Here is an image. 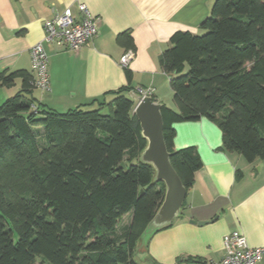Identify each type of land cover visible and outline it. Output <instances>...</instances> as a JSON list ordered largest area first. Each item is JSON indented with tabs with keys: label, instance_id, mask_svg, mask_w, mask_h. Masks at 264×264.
<instances>
[{
	"label": "trees",
	"instance_id": "16d2710c",
	"mask_svg": "<svg viewBox=\"0 0 264 264\" xmlns=\"http://www.w3.org/2000/svg\"><path fill=\"white\" fill-rule=\"evenodd\" d=\"M199 28L174 32L160 55L175 102L162 106L164 138L187 191L202 158L195 145L175 148V123L207 117L225 150L264 159V0H213ZM118 40L133 49L129 31ZM17 78L0 103V264H138L165 185L139 160L147 141L133 88L62 112L25 94L36 88L26 69L1 71L0 86Z\"/></svg>",
	"mask_w": 264,
	"mask_h": 264
},
{
	"label": "crops",
	"instance_id": "0c3cea01",
	"mask_svg": "<svg viewBox=\"0 0 264 264\" xmlns=\"http://www.w3.org/2000/svg\"><path fill=\"white\" fill-rule=\"evenodd\" d=\"M79 1L99 17L97 35L77 51L45 43L50 90L34 88L25 94L42 107L63 112L104 96L110 99L109 93L122 86L133 88L130 95L140 87H153L155 101L175 107L160 55L174 32L201 33L200 24L213 0H0V72L32 73L30 49L44 38V20L68 6L78 16ZM124 31L134 40L135 56L127 67L120 65L129 49L118 40ZM126 68L132 72L130 82ZM21 83L17 78L10 86H0V99L19 91ZM174 128L175 148L195 145L202 166L187 193L182 216L152 237L146 260L151 264L220 261L223 237L234 230L243 232L250 246H264L263 159L249 162L240 153L225 150L219 126L207 117L178 122ZM258 264H264V256Z\"/></svg>",
	"mask_w": 264,
	"mask_h": 264
},
{
	"label": "built area",
	"instance_id": "2783aa9c",
	"mask_svg": "<svg viewBox=\"0 0 264 264\" xmlns=\"http://www.w3.org/2000/svg\"><path fill=\"white\" fill-rule=\"evenodd\" d=\"M79 14L74 16L71 6L55 13L43 22L44 38L31 49L33 83L37 89L50 90L49 56L45 43H54L67 50H79L98 33L99 17L95 16L83 2L77 3ZM135 52L129 48L120 58V65L127 67ZM153 87L138 88L132 96L138 102L141 97L152 95ZM224 255L220 261L207 264H258L264 256V246L252 247L243 232L234 230L223 237Z\"/></svg>",
	"mask_w": 264,
	"mask_h": 264
},
{
	"label": "water",
	"instance_id": "95a60500",
	"mask_svg": "<svg viewBox=\"0 0 264 264\" xmlns=\"http://www.w3.org/2000/svg\"><path fill=\"white\" fill-rule=\"evenodd\" d=\"M162 106L163 103L155 101L151 95H146L141 97L134 107V113L141 124L142 136L147 141L139 160L153 166L155 183L163 182L165 185L164 200L141 234L136 253L147 252L152 237L182 216V208L188 193L170 161V151L164 138ZM137 163L138 159H134L132 163L122 162L121 167L127 168ZM263 164L264 159L260 165ZM191 222L199 225L207 223V221L195 220Z\"/></svg>",
	"mask_w": 264,
	"mask_h": 264
},
{
	"label": "rangeland",
	"instance_id": "374dc122",
	"mask_svg": "<svg viewBox=\"0 0 264 264\" xmlns=\"http://www.w3.org/2000/svg\"><path fill=\"white\" fill-rule=\"evenodd\" d=\"M4 91H7V90H4ZM14 94L15 93H13V95ZM10 96H12V95H10ZM6 99H7V97H4L3 99H0V103H2ZM130 215L131 214H126L123 217V219L121 220L122 222H120V226L118 228V231L119 232H121L123 224L126 223V222H128L130 220ZM136 254H137V256H135L134 259L136 260V262H138V264H151V262L147 261L146 258H145L146 252L145 253L139 252V253H136ZM120 264H123V263H120Z\"/></svg>",
	"mask_w": 264,
	"mask_h": 264
}]
</instances>
